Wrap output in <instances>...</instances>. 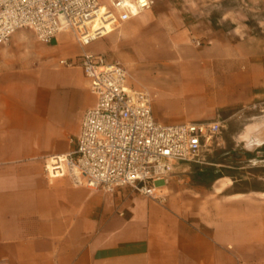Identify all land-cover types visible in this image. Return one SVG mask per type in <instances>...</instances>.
<instances>
[{
  "label": "crops",
  "instance_id": "1",
  "mask_svg": "<svg viewBox=\"0 0 264 264\" xmlns=\"http://www.w3.org/2000/svg\"><path fill=\"white\" fill-rule=\"evenodd\" d=\"M168 9L155 0L87 47L63 31L40 51L32 41L19 56L0 51V264H264V126L238 134L242 146L222 136L234 109L262 97L264 67L246 64L240 42L213 31L209 48L167 64L165 31L190 39L185 19L165 23ZM129 29L131 40L122 36ZM83 52L120 63L132 90L156 91L151 111L159 123L223 121L216 145L196 163L174 164L167 186L158 185L163 202L46 178L45 161L73 148L70 139L95 104L82 71L59 65Z\"/></svg>",
  "mask_w": 264,
  "mask_h": 264
},
{
  "label": "built area",
  "instance_id": "2",
  "mask_svg": "<svg viewBox=\"0 0 264 264\" xmlns=\"http://www.w3.org/2000/svg\"><path fill=\"white\" fill-rule=\"evenodd\" d=\"M154 4L155 0H0V46L21 29L30 30L44 45L70 31L84 46L102 37L83 39L101 7L105 9L101 18L113 28ZM59 65L82 71L95 104L84 112L78 135L70 139L73 148L45 161L48 180L68 177L75 186L104 194L128 188L163 202L161 189L174 164L196 163L205 148L216 145L223 125L220 118L179 125L157 122L149 94L128 87L120 63L83 52L73 60H60Z\"/></svg>",
  "mask_w": 264,
  "mask_h": 264
},
{
  "label": "rangeland",
  "instance_id": "3",
  "mask_svg": "<svg viewBox=\"0 0 264 264\" xmlns=\"http://www.w3.org/2000/svg\"><path fill=\"white\" fill-rule=\"evenodd\" d=\"M159 1L170 4L171 9L166 12L170 14V21H174L165 22L166 24L177 23L179 25L178 19H185L183 21L190 24L186 27L190 32V39L178 41V36H175L172 31H165L162 49L168 54L165 59L167 64H177L182 59H191L190 57L194 54V51L209 48L211 44L206 35L213 31V35L215 33L228 34V39L232 42L238 40L241 44L238 52L243 53L246 64H249L248 60L253 59L254 61L258 60L264 67V0H157V2ZM140 16L142 15H138L137 18ZM124 24L114 29L112 33L110 32L99 39L91 40L84 46L87 47L93 43L107 40L110 34L118 32ZM69 33L75 40L73 34ZM123 35L128 40H131L133 38V30L129 29ZM16 36H22V39H27V41L11 42ZM28 41H32V50L40 51L47 47V45L38 42L30 30L21 29L14 32L6 44L0 46V51L2 53L7 51L19 56L27 50ZM76 42L78 45L83 46L78 41ZM115 42L117 45H121V41L116 40ZM213 48L215 49L216 47ZM127 52L133 53L131 48ZM0 60L2 61L3 58H0ZM157 69L163 74L164 68ZM142 79L143 75L141 72L134 76L136 82ZM155 81L158 84L165 83L162 79ZM148 94L150 96L151 109L154 111L158 100L157 92L148 91ZM252 125L264 126V89H262L260 100L234 109L233 117L228 122L226 130L222 132L223 140L225 139L233 147L237 146L238 134L245 130L246 127ZM238 146H242V144ZM222 147L226 148V146L221 145L218 151H221Z\"/></svg>",
  "mask_w": 264,
  "mask_h": 264
},
{
  "label": "bare ground",
  "instance_id": "4",
  "mask_svg": "<svg viewBox=\"0 0 264 264\" xmlns=\"http://www.w3.org/2000/svg\"><path fill=\"white\" fill-rule=\"evenodd\" d=\"M104 11L105 9L101 7L100 14L97 16V18L94 20H91L88 23L89 29L85 30L83 39L92 37V36H97L98 34H100V36H105L113 31L110 27V24L105 22L104 20L105 18H101V15H103Z\"/></svg>",
  "mask_w": 264,
  "mask_h": 264
}]
</instances>
